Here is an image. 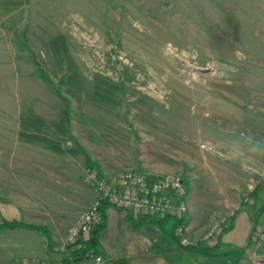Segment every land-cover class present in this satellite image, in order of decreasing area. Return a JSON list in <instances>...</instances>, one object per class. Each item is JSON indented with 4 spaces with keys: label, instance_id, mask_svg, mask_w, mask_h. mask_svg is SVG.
<instances>
[{
    "label": "rangeland",
    "instance_id": "1",
    "mask_svg": "<svg viewBox=\"0 0 264 264\" xmlns=\"http://www.w3.org/2000/svg\"><path fill=\"white\" fill-rule=\"evenodd\" d=\"M23 111L52 143L21 136ZM248 134L264 139V0H0V181L12 157L33 163L66 235L95 200L88 170L116 188L126 171L181 177L186 222L190 201L207 215L199 239L236 201L254 213L264 157L245 169L219 151Z\"/></svg>",
    "mask_w": 264,
    "mask_h": 264
},
{
    "label": "crops",
    "instance_id": "2",
    "mask_svg": "<svg viewBox=\"0 0 264 264\" xmlns=\"http://www.w3.org/2000/svg\"><path fill=\"white\" fill-rule=\"evenodd\" d=\"M8 166L10 171L0 181V221L18 219L46 226L49 228L52 247H61L66 229L72 221L64 219V216L60 217L62 220L49 217L52 214L49 213L47 195H42L40 180L31 177L33 163L14 156ZM93 200L94 194L90 203ZM233 204L228 214V217L231 216L232 226L222 232L219 241L225 245L223 250L229 249V246L241 247L242 250L237 254L210 256L180 248L156 224L146 222L136 228L124 209L109 205L106 208V226L99 237L107 258L103 257L101 261L94 258L80 260L77 264H110L112 258H124L126 264H255L264 252V241L258 242L253 237L254 229L264 221V201L257 202L254 213H246L247 206L241 207L242 203L239 201ZM206 216L199 217L190 201L186 224L193 242L199 240V225L206 223ZM240 219L243 226L236 235L235 230ZM47 244L46 233L39 228L0 229V263L36 261L41 264H64L58 256L48 251Z\"/></svg>",
    "mask_w": 264,
    "mask_h": 264
},
{
    "label": "built area",
    "instance_id": "3",
    "mask_svg": "<svg viewBox=\"0 0 264 264\" xmlns=\"http://www.w3.org/2000/svg\"><path fill=\"white\" fill-rule=\"evenodd\" d=\"M88 182L92 183L95 190V200L74 222L66 235L60 248L64 249L67 244L75 243L80 237L87 236L90 227L101 220L100 205L107 202L122 209H129L133 213L144 212L161 217L182 218L186 215L187 205L184 197L185 188L181 177L154 178L141 171H126L119 175L117 182L120 187H115L105 178L99 177L94 170H88L85 174ZM226 218L217 220L201 238L204 241L216 240L222 231ZM186 224L177 227V233L183 243L192 242L186 234ZM253 237L258 241H264V224L256 227ZM216 242V241H215ZM96 261L103 260L101 255L94 258ZM5 264H41L36 261L10 262ZM255 264H264V252L255 261Z\"/></svg>",
    "mask_w": 264,
    "mask_h": 264
},
{
    "label": "trees",
    "instance_id": "4",
    "mask_svg": "<svg viewBox=\"0 0 264 264\" xmlns=\"http://www.w3.org/2000/svg\"><path fill=\"white\" fill-rule=\"evenodd\" d=\"M50 44L57 59L62 60L65 58L66 61H68L71 67L75 70L76 66L70 55L64 35H55L51 39ZM21 125V136H24L28 140H41L48 142L49 144L53 142L50 138L44 137V135L40 134L41 127L44 125V120L39 116H33L23 111L21 114ZM32 129H35L36 132L31 131ZM254 191L256 192L258 190ZM254 191H252L253 194ZM242 204H244V202ZM108 206L109 204L107 202L100 205L99 214L101 220L97 223H94L90 227L87 236L80 237L75 243L67 244L63 250H57L52 247V244L50 242V234L46 226L26 223L18 219H2L0 221V229L14 227H32L43 230L46 233L48 251L58 256L59 260H61L64 264H77L80 260L92 259L95 258L97 255H101L102 257L107 258L106 253L101 248L99 237L101 231L106 226V208ZM124 210L127 212L131 223L136 228L141 227V225L146 222L154 223L159 226V228H161V230L165 232L180 248L190 250L192 252L204 253L210 256H216L220 254H237L242 250L241 247L236 246H229V249L223 250V246L225 245H223V243H220V241L217 242L215 245H210L202 239L190 243H183L180 240L179 234L177 233V227L186 222L185 217H161L158 215H152L144 212H139L137 215H135L129 209ZM230 226H232L231 220H229V223L224 226L223 231L227 230ZM110 264H126V260L124 258H112L110 259Z\"/></svg>",
    "mask_w": 264,
    "mask_h": 264
},
{
    "label": "clouds",
    "instance_id": "5",
    "mask_svg": "<svg viewBox=\"0 0 264 264\" xmlns=\"http://www.w3.org/2000/svg\"><path fill=\"white\" fill-rule=\"evenodd\" d=\"M219 151L242 168L258 167L259 157H264V139H257L250 134L241 135L226 143Z\"/></svg>",
    "mask_w": 264,
    "mask_h": 264
}]
</instances>
